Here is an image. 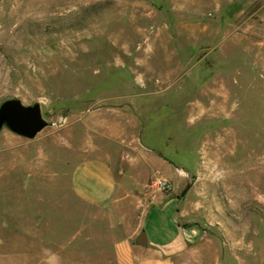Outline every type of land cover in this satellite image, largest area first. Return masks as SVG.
Returning <instances> with one entry per match:
<instances>
[{"label":"rangeland","instance_id":"1","mask_svg":"<svg viewBox=\"0 0 264 264\" xmlns=\"http://www.w3.org/2000/svg\"><path fill=\"white\" fill-rule=\"evenodd\" d=\"M13 97L47 125L0 130V264H117L166 195L178 264H264V0H0ZM100 156L117 187L94 203L72 172Z\"/></svg>","mask_w":264,"mask_h":264},{"label":"crops","instance_id":"2","mask_svg":"<svg viewBox=\"0 0 264 264\" xmlns=\"http://www.w3.org/2000/svg\"><path fill=\"white\" fill-rule=\"evenodd\" d=\"M71 183L78 197L94 203L106 201L117 187L112 164L104 156L78 164ZM177 206L176 198L167 195L148 206L136 232L116 244L117 264H178L192 233L179 223ZM141 230L146 233V245L136 241Z\"/></svg>","mask_w":264,"mask_h":264},{"label":"water","instance_id":"3","mask_svg":"<svg viewBox=\"0 0 264 264\" xmlns=\"http://www.w3.org/2000/svg\"><path fill=\"white\" fill-rule=\"evenodd\" d=\"M47 125L39 102L24 104L19 98H7L0 102V130L7 127L21 136L32 138ZM141 245L147 244L144 230L136 238Z\"/></svg>","mask_w":264,"mask_h":264},{"label":"built area","instance_id":"4","mask_svg":"<svg viewBox=\"0 0 264 264\" xmlns=\"http://www.w3.org/2000/svg\"><path fill=\"white\" fill-rule=\"evenodd\" d=\"M158 187H169V183L161 179L157 180Z\"/></svg>","mask_w":264,"mask_h":264}]
</instances>
